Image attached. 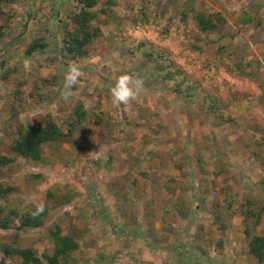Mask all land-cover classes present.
I'll return each instance as SVG.
<instances>
[{"label": "rangeland", "instance_id": "rangeland-1", "mask_svg": "<svg viewBox=\"0 0 264 264\" xmlns=\"http://www.w3.org/2000/svg\"><path fill=\"white\" fill-rule=\"evenodd\" d=\"M96 1L92 26L102 36L78 60L61 43L63 26L71 28L79 10L76 0L2 6L0 156L13 162L0 170V186L10 190L0 194V215L34 214L43 204L47 216L39 228L0 229V264H22L1 251L3 244L51 254L55 226L78 244L62 264H198L199 243L224 235L228 214L243 230L242 211L264 208V170L252 156V142L264 134V0ZM196 4H205L206 15H222L225 24L197 32L190 16H182ZM141 11L149 24L133 21ZM36 39L47 47L27 56ZM138 47L162 49L191 79L216 85L222 98L248 110L222 122L200 98L175 94L160 65L147 62ZM71 64L85 75L65 100L60 92ZM124 74L142 79L143 90L116 105L110 85ZM77 108L85 115L79 122ZM46 120L72 133L44 145L40 163L16 156L17 129ZM235 155L258 174L231 165ZM258 227L264 229V213Z\"/></svg>", "mask_w": 264, "mask_h": 264}, {"label": "trees", "instance_id": "trees-1", "mask_svg": "<svg viewBox=\"0 0 264 264\" xmlns=\"http://www.w3.org/2000/svg\"><path fill=\"white\" fill-rule=\"evenodd\" d=\"M12 0H0V17L3 15V4L9 3ZM79 10L70 17L71 28L66 24L62 28V51L72 60L84 59L88 55V46L96 39L102 36L101 30L93 28L92 23L96 19V14L93 9L96 6V0H76ZM205 4H196L189 9L188 12H183V19L189 17L193 28L200 33L217 31L220 26L225 24V19L219 13L213 16L205 14ZM198 7V8H197ZM141 16L137 14L133 20L135 23L141 22L147 25L148 19L141 11ZM139 18V20H137ZM244 22H249L251 18L244 14L241 17ZM5 26L0 25V42L4 36ZM200 40L197 35L191 44V50L197 49L196 44ZM143 44V43H142ZM141 44V45H142ZM47 47V44L42 39H36L30 43L26 49V55L31 56L35 52H42ZM144 47V46H143ZM143 57L147 62H154L158 65L159 72L165 81L172 82V91L183 99L196 100L200 98L202 107H206L210 112L224 123H229L239 120L243 117V111L248 110L249 105L238 106L234 100H226L219 94V88L211 83H205L198 79H191L190 76L183 70L182 67L171 59L165 51L156 48H140ZM238 67V66H237ZM233 99V98H232ZM242 108V110H241ZM231 112V114H230ZM234 114V115H232ZM76 116L78 122L85 116L81 108H77ZM98 123V120H97ZM72 130L64 133L59 126L52 120H46L44 124L33 123L25 126H20L17 129L16 138L11 146V151L18 157L29 160L31 162H42V147L46 144H53L64 141L70 136ZM264 134L261 135V141L252 142L254 150L252 156L264 170ZM13 162L8 155L0 156V170ZM10 190L3 189L0 186V194H6ZM0 209V213H3ZM264 208L260 211H255L246 208L242 211L243 235L246 241V251L253 260L258 263H264V235H257L256 228L259 226ZM47 216V209L44 208L39 214H33L31 211L17 212L8 211L3 216L0 215V229L7 230L12 224L16 223V230L26 228H39L43 225V219ZM49 236L53 243L51 254H45L42 257L37 256L34 249L20 248L16 245L3 244L1 251L11 257H18L22 260V264H62L68 257L78 249V244L73 236L63 235L61 229L55 226L49 231Z\"/></svg>", "mask_w": 264, "mask_h": 264}, {"label": "crops", "instance_id": "crops-1", "mask_svg": "<svg viewBox=\"0 0 264 264\" xmlns=\"http://www.w3.org/2000/svg\"><path fill=\"white\" fill-rule=\"evenodd\" d=\"M232 160L234 161V163H232L231 165H240V167L246 171L247 175H250V173L252 175H257L259 172L256 167L254 168L252 162H249V160H246L238 155L233 156ZM246 174H244V176H247ZM263 176L264 175H261L260 182L264 191ZM247 179L249 180L248 177ZM230 184L232 185L233 183ZM227 217V227H225L223 233L224 235L217 236V239H214V241L210 244H207V242H205V240L208 239H203V242L201 241V243H199V251L197 258L198 264H258L253 260L251 256L247 254L246 242L244 241L245 239L241 222L239 221V223H234L233 218L236 217L235 215L231 216L228 214ZM229 217L233 218L230 220ZM261 232L263 233L261 234ZM203 233L205 232H202V234ZM257 235H264L263 227L257 228Z\"/></svg>", "mask_w": 264, "mask_h": 264}, {"label": "clouds", "instance_id": "clouds-1", "mask_svg": "<svg viewBox=\"0 0 264 264\" xmlns=\"http://www.w3.org/2000/svg\"><path fill=\"white\" fill-rule=\"evenodd\" d=\"M85 73L76 64H71L64 74L63 87L60 95L63 99L68 100L72 97V89L80 82ZM143 90V80L140 78H133L128 74L121 75L110 85V93L113 103L116 105H127L135 100L139 93ZM44 209V205L37 206L35 214H39Z\"/></svg>", "mask_w": 264, "mask_h": 264}]
</instances>
